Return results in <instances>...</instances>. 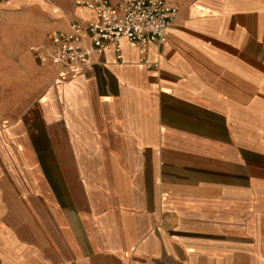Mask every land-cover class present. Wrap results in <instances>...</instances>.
Here are the masks:
<instances>
[{"label":"crops","instance_id":"crops-1","mask_svg":"<svg viewBox=\"0 0 264 264\" xmlns=\"http://www.w3.org/2000/svg\"><path fill=\"white\" fill-rule=\"evenodd\" d=\"M13 3L40 20L0 31V264H264V0H173L151 68L125 41L62 72L27 47L92 14Z\"/></svg>","mask_w":264,"mask_h":264},{"label":"built area","instance_id":"built-area-1","mask_svg":"<svg viewBox=\"0 0 264 264\" xmlns=\"http://www.w3.org/2000/svg\"><path fill=\"white\" fill-rule=\"evenodd\" d=\"M73 4L91 13L92 19L70 21L66 30L50 36L49 45L30 47L39 64L60 72L89 66L93 55L109 51L122 65L125 41L141 48L139 63L149 69L152 65L145 61L143 47L165 44L178 13L173 0H73Z\"/></svg>","mask_w":264,"mask_h":264},{"label":"rangeland","instance_id":"rangeland-1","mask_svg":"<svg viewBox=\"0 0 264 264\" xmlns=\"http://www.w3.org/2000/svg\"><path fill=\"white\" fill-rule=\"evenodd\" d=\"M12 0H0V31H9V28L13 29V25L17 23L24 21L26 24L34 23V21L40 20L38 15H36L35 11L32 9V6L29 5H21V4H10ZM19 18V20H17ZM61 20V19H59ZM41 21H45L43 18H41ZM31 46H40V45H30L26 49V53L28 55V59L30 61L34 60L32 59L30 54V47ZM32 68V67H31ZM19 67L17 64L12 65L10 69H0V78L4 82H7L5 86L0 87V114L1 112L11 111V106L16 109V105L21 102V85L18 80L20 81V75H19ZM30 71V69L28 70ZM32 74V73H31ZM29 74V77L27 78L30 80L29 88L32 89V85L34 84V75ZM10 86L12 87V90H10ZM9 87V89H8ZM7 88V90H6Z\"/></svg>","mask_w":264,"mask_h":264}]
</instances>
